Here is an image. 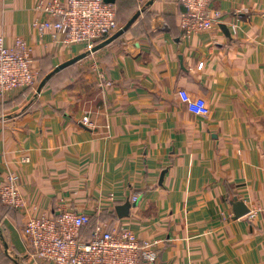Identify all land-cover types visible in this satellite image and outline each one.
<instances>
[{
  "label": "crops",
  "instance_id": "crops-1",
  "mask_svg": "<svg viewBox=\"0 0 264 264\" xmlns=\"http://www.w3.org/2000/svg\"><path fill=\"white\" fill-rule=\"evenodd\" d=\"M38 1L0 0L4 45L23 38L38 72L0 101V183L15 174L25 200L0 202L9 254L35 264L26 219L73 210L90 216L86 238L103 224L155 243V264H264V0H213L218 24L189 39L180 0H115L119 29L139 13L126 32L37 93L86 52L33 28ZM0 264H13L1 246Z\"/></svg>",
  "mask_w": 264,
  "mask_h": 264
},
{
  "label": "built area",
  "instance_id": "built-area-1",
  "mask_svg": "<svg viewBox=\"0 0 264 264\" xmlns=\"http://www.w3.org/2000/svg\"><path fill=\"white\" fill-rule=\"evenodd\" d=\"M184 9L180 15L183 38L209 32L218 24L220 14L212 10L213 0H180ZM34 12L43 20L32 22L39 32L53 31L61 43L70 48L83 46L89 52L118 29L114 5L103 0H39ZM31 47L17 37L11 48L0 36V101L21 93L36 84L38 72L32 70ZM84 123L87 119H83ZM113 196L107 199L113 201ZM136 198H132L134 202ZM0 202L8 209L25 208L18 188V177L8 174L0 183ZM254 217L257 212H250ZM90 224L86 212L61 210L51 217L29 216L21 230L26 257L35 264H155L158 251L155 243L139 240L127 228L110 229L95 225L86 238L83 229Z\"/></svg>",
  "mask_w": 264,
  "mask_h": 264
},
{
  "label": "water",
  "instance_id": "water-1",
  "mask_svg": "<svg viewBox=\"0 0 264 264\" xmlns=\"http://www.w3.org/2000/svg\"><path fill=\"white\" fill-rule=\"evenodd\" d=\"M105 3L107 4H111L114 5L115 0H103ZM139 13H136L122 28L118 29L113 35H111L109 38H107L106 40L100 42L99 44L95 45L89 52H85L82 53L62 64H60L59 66H57L56 68H54V70L52 72H50L47 76H45L43 78V80L40 82L38 89H37V93L40 92V90L43 88V86L45 85V83L56 73H58L59 71L63 70L66 67H69L73 64H75L76 62L84 59L88 54H92L97 52L98 50L106 47L107 45L111 44L113 41H115L117 38H119L120 36H122L126 30L130 27V25L135 21V19L138 17ZM226 30V29H225ZM134 206V204H131L129 201H126L124 204L116 206L115 207V213L116 216L121 219L124 217H127L129 214V209ZM234 212H235V218H239L242 217L244 215H246L248 213L247 208L244 206V204H242L241 202H235L234 204ZM0 246L3 250V253L12 261L13 264H21V262L18 260L17 257L15 256H11L9 254L8 251V246L5 243V241L2 238V235L0 233Z\"/></svg>",
  "mask_w": 264,
  "mask_h": 264
},
{
  "label": "trees",
  "instance_id": "trees-1",
  "mask_svg": "<svg viewBox=\"0 0 264 264\" xmlns=\"http://www.w3.org/2000/svg\"><path fill=\"white\" fill-rule=\"evenodd\" d=\"M116 22H117V24H118L117 17H116ZM86 228H87V227H86ZM84 229H85V228H84ZM84 229H83V230H84ZM89 232H91V229L89 230Z\"/></svg>",
  "mask_w": 264,
  "mask_h": 264
}]
</instances>
